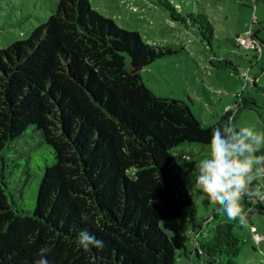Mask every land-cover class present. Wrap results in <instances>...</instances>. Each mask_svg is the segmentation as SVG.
Masks as SVG:
<instances>
[{
  "label": "trees",
  "instance_id": "trees-1",
  "mask_svg": "<svg viewBox=\"0 0 264 264\" xmlns=\"http://www.w3.org/2000/svg\"><path fill=\"white\" fill-rule=\"evenodd\" d=\"M149 3L210 43L215 30L206 13L183 0ZM50 12L26 39L0 49V264H34L41 256L47 264H174L165 223L193 204L169 152L184 143L209 146L214 127L258 106L242 92L205 125L187 104L158 97L143 82L145 67L177 52L144 44L89 0H58ZM255 37L249 30L237 44L245 38L260 48ZM210 65L239 74L230 60L213 57ZM241 205L246 219L264 213V201ZM242 224L214 215L208 239L196 232V256L236 264L233 230ZM82 230L103 240V249L83 250Z\"/></svg>",
  "mask_w": 264,
  "mask_h": 264
},
{
  "label": "rangeland",
  "instance_id": "rangeland-1",
  "mask_svg": "<svg viewBox=\"0 0 264 264\" xmlns=\"http://www.w3.org/2000/svg\"><path fill=\"white\" fill-rule=\"evenodd\" d=\"M56 1L0 0V49L26 39L51 15L52 3ZM149 1L89 0L93 9L118 27L137 32L144 44L177 52L156 60L141 71L143 82L156 96L184 102L198 121L213 125L233 108L244 92L258 107L237 113L232 119L233 125L264 133V0H183L187 7L206 13L211 20L215 33L209 44L201 38L196 27L187 28L172 22L168 13ZM249 30L256 33L255 39L261 46L258 51L237 44L236 38H247ZM213 57L230 60L239 74L212 68L210 60ZM247 70L255 79L256 87L243 79L241 74ZM169 154L181 169L183 183L193 204L180 219L165 223L176 252L174 264H203L205 257L198 258L194 248L196 232L208 239L212 225L206 224L214 215L221 214L219 204L204 199L195 185L196 169L209 158L210 147L184 143ZM29 203L33 209L35 201ZM233 233L241 247L236 264H264L261 258L264 213L251 212L250 218L236 226ZM255 235L261 236L258 245L254 242ZM203 239L198 238V241Z\"/></svg>",
  "mask_w": 264,
  "mask_h": 264
},
{
  "label": "clouds",
  "instance_id": "clouds-1",
  "mask_svg": "<svg viewBox=\"0 0 264 264\" xmlns=\"http://www.w3.org/2000/svg\"><path fill=\"white\" fill-rule=\"evenodd\" d=\"M209 147V158L196 169L195 185L204 199L219 204L228 220L244 223L241 201H264V133L225 123L213 128ZM81 220L87 221L88 215L81 213ZM77 243L85 251L104 247L103 240L87 230L79 232ZM34 264H47V259L41 256Z\"/></svg>",
  "mask_w": 264,
  "mask_h": 264
},
{
  "label": "built area",
  "instance_id": "built-area-1",
  "mask_svg": "<svg viewBox=\"0 0 264 264\" xmlns=\"http://www.w3.org/2000/svg\"><path fill=\"white\" fill-rule=\"evenodd\" d=\"M240 44H241V46H243L245 48H248V49L254 50V49L258 48L260 50L259 45L253 40H247L245 38H241L240 39ZM241 75H242V77H243V79L245 80L246 83H247V81H252L251 77H250V74H249V70L242 72ZM260 239H261L260 237H256L257 241H259Z\"/></svg>",
  "mask_w": 264,
  "mask_h": 264
},
{
  "label": "water",
  "instance_id": "water-1",
  "mask_svg": "<svg viewBox=\"0 0 264 264\" xmlns=\"http://www.w3.org/2000/svg\"><path fill=\"white\" fill-rule=\"evenodd\" d=\"M138 70V68L137 69H134L132 72H136Z\"/></svg>",
  "mask_w": 264,
  "mask_h": 264
}]
</instances>
